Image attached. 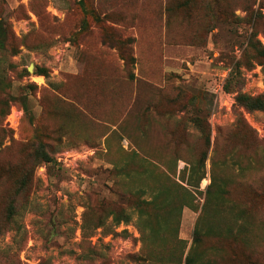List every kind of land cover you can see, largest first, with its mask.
<instances>
[{"label": "rangeland", "instance_id": "obj_1", "mask_svg": "<svg viewBox=\"0 0 264 264\" xmlns=\"http://www.w3.org/2000/svg\"><path fill=\"white\" fill-rule=\"evenodd\" d=\"M259 1L0 0V222L9 199L16 210L0 264H157L142 260L137 196L182 184L202 155L164 251L184 257L212 159L232 201L264 221V171L239 180L221 163L229 147H264V110L235 102L264 94Z\"/></svg>", "mask_w": 264, "mask_h": 264}, {"label": "trees", "instance_id": "obj_2", "mask_svg": "<svg viewBox=\"0 0 264 264\" xmlns=\"http://www.w3.org/2000/svg\"><path fill=\"white\" fill-rule=\"evenodd\" d=\"M258 7H264L260 1ZM262 16L260 14V17ZM258 54L264 57L263 46L260 47ZM37 73L41 74L43 70L39 69ZM235 102L239 107L248 111L264 110V94L252 96L237 93ZM36 153L38 154L36 157H41L45 161L49 159L42 150L37 149ZM203 160L204 155L195 162H188V166L181 169L178 179L182 184L174 180L171 186L160 184L161 186L152 187L155 191L151 192L148 199H141L137 196L139 201L135 207L141 218L142 228L147 230L145 239L150 246L149 256H145L142 260L145 262L154 261V257L158 255L157 264H166L167 262L172 264L177 262H183V264H264L263 260L256 255L259 250L264 249V221L252 220L247 211L232 201L228 188L234 179L225 175H216L214 172L216 163L213 159L210 164V182L205 187L204 201L201 204L200 214L192 231V239L184 257L182 258L183 251L182 253L164 251L166 230L171 229L168 226L178 220L184 206H192L191 190L188 187L191 189L199 187V183L205 175ZM221 163L225 165V168H234L236 177L241 180L245 177L246 172L264 171V147H256L248 155L234 146L229 147L228 155ZM28 176L29 170L27 173L26 171L22 173L17 193L15 189L16 194L25 188ZM139 191L145 193L146 189ZM197 192L200 193L198 190ZM15 212L14 200L11 198L6 207V214L0 222V233L13 222ZM149 214H152V219H149ZM118 215H114L117 223L121 221L120 219L129 220L125 214L117 218ZM202 216L205 217L202 218ZM222 216L228 218L223 224ZM98 225H102V222ZM142 235L144 237L143 230ZM181 243L182 241L178 239V248L183 245Z\"/></svg>", "mask_w": 264, "mask_h": 264}, {"label": "water", "instance_id": "obj_3", "mask_svg": "<svg viewBox=\"0 0 264 264\" xmlns=\"http://www.w3.org/2000/svg\"><path fill=\"white\" fill-rule=\"evenodd\" d=\"M30 68H31V67H30V66H28V70H30Z\"/></svg>", "mask_w": 264, "mask_h": 264}]
</instances>
